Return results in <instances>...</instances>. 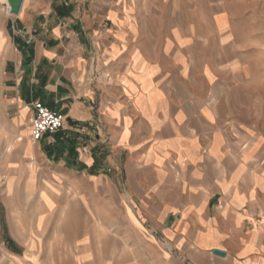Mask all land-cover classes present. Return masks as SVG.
<instances>
[{
    "label": "crops",
    "instance_id": "0c3cea01",
    "mask_svg": "<svg viewBox=\"0 0 264 264\" xmlns=\"http://www.w3.org/2000/svg\"><path fill=\"white\" fill-rule=\"evenodd\" d=\"M192 1L0 0V264H264V80Z\"/></svg>",
    "mask_w": 264,
    "mask_h": 264
},
{
    "label": "rangeland",
    "instance_id": "374dc122",
    "mask_svg": "<svg viewBox=\"0 0 264 264\" xmlns=\"http://www.w3.org/2000/svg\"><path fill=\"white\" fill-rule=\"evenodd\" d=\"M192 2L201 10L204 8L201 11L204 18H207L209 13L205 11L208 4H212L214 10L228 9L227 14L231 16L233 32L237 36V47L249 49L251 60L256 64L253 66L251 78L264 80V0H193ZM187 16L191 20V13H187ZM195 30L200 34L206 33L203 22L199 25L196 23ZM209 48L215 50V44L212 42Z\"/></svg>",
    "mask_w": 264,
    "mask_h": 264
},
{
    "label": "built area",
    "instance_id": "2783aa9c",
    "mask_svg": "<svg viewBox=\"0 0 264 264\" xmlns=\"http://www.w3.org/2000/svg\"><path fill=\"white\" fill-rule=\"evenodd\" d=\"M34 117L31 120V136L40 139L44 135L59 131L64 123V115L50 110L39 101L33 102Z\"/></svg>",
    "mask_w": 264,
    "mask_h": 264
},
{
    "label": "water",
    "instance_id": "95a60500",
    "mask_svg": "<svg viewBox=\"0 0 264 264\" xmlns=\"http://www.w3.org/2000/svg\"><path fill=\"white\" fill-rule=\"evenodd\" d=\"M22 0H5V6L8 7V11L10 14H17L21 8ZM215 254L223 255L224 252L214 250Z\"/></svg>",
    "mask_w": 264,
    "mask_h": 264
}]
</instances>
